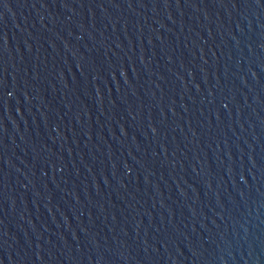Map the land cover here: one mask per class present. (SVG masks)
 Returning a JSON list of instances; mask_svg holds the SVG:
<instances>
[{
  "label": "water",
  "instance_id": "1",
  "mask_svg": "<svg viewBox=\"0 0 264 264\" xmlns=\"http://www.w3.org/2000/svg\"><path fill=\"white\" fill-rule=\"evenodd\" d=\"M0 264H264V0H0Z\"/></svg>",
  "mask_w": 264,
  "mask_h": 264
}]
</instances>
